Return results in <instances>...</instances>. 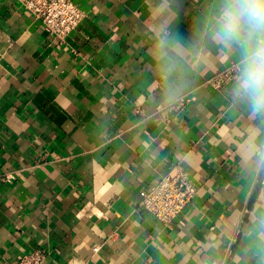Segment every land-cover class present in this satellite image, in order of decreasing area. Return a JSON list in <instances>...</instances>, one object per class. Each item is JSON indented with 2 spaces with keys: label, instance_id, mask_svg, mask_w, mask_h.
Wrapping results in <instances>:
<instances>
[{
  "label": "crops",
  "instance_id": "0c3cea01",
  "mask_svg": "<svg viewBox=\"0 0 264 264\" xmlns=\"http://www.w3.org/2000/svg\"><path fill=\"white\" fill-rule=\"evenodd\" d=\"M73 1L86 18L62 43L0 0V264L35 250L43 264H264V167L245 159L264 113L208 84L239 62L207 36L217 0ZM161 25L186 49L173 100L152 59ZM176 168L197 193L165 224L140 194Z\"/></svg>",
  "mask_w": 264,
  "mask_h": 264
},
{
  "label": "clouds",
  "instance_id": "9594fccd",
  "mask_svg": "<svg viewBox=\"0 0 264 264\" xmlns=\"http://www.w3.org/2000/svg\"><path fill=\"white\" fill-rule=\"evenodd\" d=\"M169 3L170 0H162L158 11L163 12ZM206 26L211 41L239 53L230 91L233 104L264 113V0H217ZM155 33L157 43L152 59L165 80L167 96L177 99L185 86L182 62L186 49L180 34L173 35L165 25L155 29ZM253 157L258 168L264 167V144L250 143L246 147L245 159Z\"/></svg>",
  "mask_w": 264,
  "mask_h": 264
},
{
  "label": "built area",
  "instance_id": "2783aa9c",
  "mask_svg": "<svg viewBox=\"0 0 264 264\" xmlns=\"http://www.w3.org/2000/svg\"><path fill=\"white\" fill-rule=\"evenodd\" d=\"M26 12L39 20L45 31L57 37L62 43L86 18V13L73 0H19ZM238 62H231L219 71L208 84L216 91H224L234 83ZM189 100H180L174 107L160 112L179 111ZM171 119H167L169 123ZM197 188L189 172L176 168L165 175L151 189L141 192V205L160 222L169 224L194 199ZM98 249L95 248V251ZM47 253L35 250L24 255L15 264H43ZM85 264H91L89 262Z\"/></svg>",
  "mask_w": 264,
  "mask_h": 264
}]
</instances>
